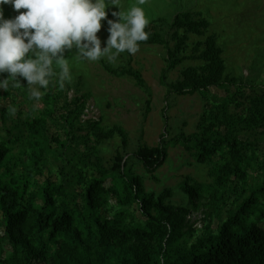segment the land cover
Here are the masks:
<instances>
[{"label": "trees", "instance_id": "trees-1", "mask_svg": "<svg viewBox=\"0 0 264 264\" xmlns=\"http://www.w3.org/2000/svg\"><path fill=\"white\" fill-rule=\"evenodd\" d=\"M194 15L185 9L169 22L160 17L150 20L149 39L142 43L163 47L159 82L168 94L199 93L209 101L203 117L208 126L170 139L164 138L168 134L164 132L158 144L139 145L133 154L153 174L167 160L169 144H179L197 163L210 166L217 188L206 193L186 177L179 188L188 205L174 204L168 189L160 194L147 191L128 162L129 153L119 151L107 165L85 162L82 154L73 175L71 167L66 172L63 166L56 180L45 175V158L57 151L49 132L52 121L66 127L79 119L78 125L89 126V132L98 126L92 118L82 120L88 93L68 100L52 82L43 90L41 114L28 115L24 128L15 120L11 128H4L7 137L0 141V246H8V264H264V87L252 81L237 83L226 75L223 49L215 34L190 43L191 34L203 36L210 25L206 18ZM186 60L194 64L184 66L171 80L169 73ZM100 63L107 73L132 79L146 93V116L152 92L141 72L130 62L120 67L103 59ZM212 87L225 91L217 103L215 96L209 97ZM238 106L244 112L239 113ZM0 116L4 124L16 118L10 107ZM115 134L123 146L128 144L119 127L102 136ZM25 141L29 153L22 151V155L28 160V172L20 175L3 169L15 156L13 150ZM71 143L76 140L69 129L65 140L58 142L59 157ZM36 175H45L41 183H34ZM230 191L235 192L232 200H228ZM206 195L211 210L204 212L203 225L195 229V221L187 217L199 209Z\"/></svg>", "mask_w": 264, "mask_h": 264}, {"label": "rangeland", "instance_id": "rangeland-1", "mask_svg": "<svg viewBox=\"0 0 264 264\" xmlns=\"http://www.w3.org/2000/svg\"><path fill=\"white\" fill-rule=\"evenodd\" d=\"M135 0H121L123 8L129 7ZM3 13L6 19L14 18L17 11L11 5H3ZM149 20L160 17L167 22L171 21L174 15L180 11L189 9L196 17L206 18L210 25L203 36L190 35V43L197 39H203L207 34H215L218 42L222 46V56L226 65V75L237 83L252 81L264 87V0H146L142 6ZM20 12L26 11L20 9ZM108 17L102 19L101 30L97 33L101 39V47H106V41L110 33L107 19L118 20L112 15L113 11H119L116 6L107 9ZM75 49L66 50L65 57L69 58L71 81L65 82L62 89L69 100L75 94L88 93L86 115L82 120L92 118L97 122L94 131L89 132V126L78 125L79 119L73 120V125L64 127L61 123H54L50 126L49 132L55 137L52 142L57 151H51L45 160L48 163V171L52 179L59 178L60 169L71 171L73 175L79 158H85L93 164H108L116 152H128V162L134 172L143 178L147 191H154L157 194L165 189L171 191V200L177 205H188V198L179 188V184L190 177L193 182L199 183L206 193L214 191L217 187L214 178L210 174L208 164L197 163L194 155L186 151L181 145L168 146V158L153 174L148 173L139 162L134 152L139 145L153 146L161 141V134H165V139H170L182 132L191 133L208 126L204 122V114L209 101L199 93L193 95L168 94L166 88L160 84L159 75L164 67V49L161 45L146 44L140 42L139 51L130 55L127 52L120 53L115 60L102 58L114 67L127 65L139 70L151 89L150 111L146 116L145 100L146 93L140 89L132 79L116 77L107 73L99 61H83L76 54ZM189 64H194L193 60H186L169 73V78L174 80L178 77L180 70ZM59 73V68H56ZM6 73V72H5ZM8 73L0 74V79H6ZM20 84L9 78L8 93L5 95L4 89H0V115L4 108L10 107L14 119H7L6 124L0 116V141L7 137L4 128H11L16 121L24 128V121L41 114L45 106L42 100L36 101L30 98L26 79L18 77ZM56 85L55 80L53 81ZM225 95L223 89L210 88V96H215L217 103ZM61 103L56 106L60 110ZM239 113L244 112L239 106L236 107ZM60 113V112H59ZM55 114V116H58ZM54 116V118H56ZM57 119V118H56ZM80 127V128H78ZM121 128L128 137V144L123 146L120 136L115 134L110 138H103L102 133L115 128ZM71 129L75 144H70L63 157H59V140H65L66 132ZM27 133V131H26ZM22 151L28 154L27 142L23 146L15 148V156L7 160L3 169H13L15 173L23 175L28 172V160L23 157ZM218 159V155L215 156ZM13 163L15 165H13ZM44 175V176H45ZM44 176H34V183H41ZM249 175V181L252 179ZM109 184V180L105 182ZM235 192L230 191L228 200H232ZM208 196L201 200L198 210H191L188 215L190 222L195 221V229H199L204 221V212L211 210L207 205ZM111 203H114L112 199ZM122 209L124 206L121 207ZM217 220H213L216 225ZM0 229V233L2 232ZM9 249L6 243L0 246V262L8 264Z\"/></svg>", "mask_w": 264, "mask_h": 264}, {"label": "clouds", "instance_id": "clouds-1", "mask_svg": "<svg viewBox=\"0 0 264 264\" xmlns=\"http://www.w3.org/2000/svg\"><path fill=\"white\" fill-rule=\"evenodd\" d=\"M145 3L135 0L123 8L121 0H0V74H9L0 79V89L7 90L9 78L21 85L22 77L30 98L39 101L54 80L61 89L71 81L66 50L75 49L80 60L92 62L115 60L124 52L136 54L140 42L150 36ZM3 5H11L18 15L6 19ZM111 6L119 8L112 12L119 19H107L110 35L102 48L97 33Z\"/></svg>", "mask_w": 264, "mask_h": 264}]
</instances>
